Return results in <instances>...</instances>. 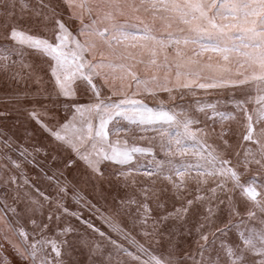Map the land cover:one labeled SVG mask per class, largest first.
<instances>
[{
	"label": "snow or ice",
	"instance_id": "1",
	"mask_svg": "<svg viewBox=\"0 0 264 264\" xmlns=\"http://www.w3.org/2000/svg\"><path fill=\"white\" fill-rule=\"evenodd\" d=\"M0 28V71L10 64L28 70L11 78L37 85L23 93L32 102L25 111L51 138L53 152L64 149L75 156L66 168L79 161L90 179L102 181L108 163L129 166L137 155L153 154L158 142L165 159L147 175L168 182L164 188L143 186L105 211L62 170L49 175L41 167L37 155L47 159L46 149L30 150L0 133V183L14 189L10 203L6 193L0 196V240L24 264H71L79 248H86L90 259L102 257L103 245L119 257L115 264H264V0H0ZM29 55L40 58L43 75ZM214 67L215 77L202 76ZM249 84L255 95L237 102L243 119L235 132L213 135L198 126L194 111L158 99L162 92L175 101L183 90L194 94V89ZM149 98L156 103L150 106ZM136 130L155 135L147 146H137L127 138ZM21 161L43 173L51 194L30 182ZM8 165L19 176L10 171L4 176ZM130 175V167L117 169L126 192L135 188ZM69 199L75 210L67 206ZM85 211L108 231L85 218ZM122 213L143 243L122 227L117 219ZM73 220L94 235L85 239ZM192 236L195 250L180 256V238ZM112 255L100 264H113Z\"/></svg>",
	"mask_w": 264,
	"mask_h": 264
},
{
	"label": "rangeland",
	"instance_id": "2",
	"mask_svg": "<svg viewBox=\"0 0 264 264\" xmlns=\"http://www.w3.org/2000/svg\"><path fill=\"white\" fill-rule=\"evenodd\" d=\"M64 12L67 14L66 8H64ZM3 35V29L0 28V43L4 42L2 39ZM14 59L16 58L14 57ZM28 60H30L34 66H38L36 68L38 74H44L43 68L45 66L42 64L39 57L29 55ZM217 62L218 61L215 57L210 61L214 66ZM234 65L235 62H233V76L235 73ZM27 71L28 70L26 69L22 70L18 64H10L7 72L0 71V133L3 134L4 138H7L8 136L13 137L19 145L30 150L34 146L46 149L49 152L48 158L45 159L41 153L37 155V160L41 163V167L47 170L49 175L58 169L62 170L67 180L71 181L83 196L87 197L88 200L93 203H96L105 211L109 208L116 209L119 206L121 198L125 197L126 194L131 195L138 193L139 188L143 186H154L156 188H164L168 186V182L164 180L162 176L147 175L149 172L156 171L157 161L165 159L164 154L160 152L158 142H156L153 154L137 155L136 158L130 162L129 166H119L108 163L104 167L105 179L102 181L90 179L83 164L79 161H77L73 167L66 168L65 164L67 161L69 159H75V156L70 151L64 149H58L53 152L51 138L36 125L35 121L29 119L28 114L25 111V109L31 107L32 102L25 99L23 93L29 89L34 91L37 85L33 83L31 79L17 82V80L11 78L12 74L15 72H22V74L26 76ZM215 75V67L213 69H204L202 71V76L205 78L215 77ZM45 79H47V77H45ZM48 87L50 88V85H48ZM183 93V97L181 98L180 93L178 92L175 101H168V94L163 92L159 94L158 99L167 101L169 105L177 104L186 110L194 111L195 115L201 122L198 126L206 127L214 135L222 130H231L232 132H235L239 129L243 117L237 106V102L243 99L246 95H255V88L253 85L249 84L225 86L222 88L194 89V94L193 91L183 90ZM155 103V100L149 98L150 106ZM200 108H203L204 111H199L198 109ZM60 115L61 118H63V112H61ZM121 135L123 136L124 134L122 133ZM153 135L155 134L152 131L145 132L136 130L134 133H128L127 138L129 139V143L135 142L137 146H147L149 143L148 138ZM133 136L137 138L144 136L145 139H136L133 141ZM52 155L57 157L55 161L51 159ZM176 159H179V157ZM186 159L194 162L193 157H186ZM4 163L7 164V161H4ZM127 167L131 168L129 181H135V188L130 186L126 192L117 181L116 174L117 169L125 170ZM21 168L29 178L30 182L35 183L42 190H46L50 194L52 193V187L47 178L38 168L33 167L31 164H25L22 161ZM9 171L19 176V172L12 168L11 165H8V170L4 172V176H7ZM191 175H197L195 169L192 170ZM153 182H155V184H153ZM212 186L214 185H212L211 178H209L208 187ZM192 187L195 188L194 183L192 184ZM13 191L14 189L9 190V188H6L3 183H0V196H4L6 193L9 203L11 202ZM71 191L72 189L70 187L69 195H71ZM208 195H210V193ZM166 199L168 200L169 210H171L174 198L169 193ZM67 206L71 210L77 208V205L71 199L68 200ZM176 206L179 207V204L177 203ZM132 211H135L134 205L132 206ZM257 215H259L258 210ZM84 216L85 218L91 219L96 227L103 231H108L107 226L100 219L96 218V216H90L86 211L84 212ZM189 216L191 219L192 214L190 213ZM117 219L121 222L122 227L130 231L137 240L143 243V237L138 235V228L132 227V220L130 217L122 213ZM222 219L227 221L228 217L226 213L223 214ZM73 223H76L80 227L85 239H89L94 235L91 230L80 225L78 221L73 220ZM253 223L257 227L260 226L257 221H253ZM220 226L222 227L223 225L221 224ZM7 234L10 240L19 242V238L16 235L10 232ZM113 238H115V235H113ZM194 239L195 236L180 238V242L177 246L180 256H183L186 251L191 252L195 250L196 245L193 242ZM209 239H211V237H209ZM123 243L129 250H134L133 246L129 245L127 242ZM102 247L105 249L104 256H97L93 259H90L89 252L86 248H79L71 257V264H93V260H95V264H100L101 260H106L109 253L113 254L112 260L113 264H115L116 260L119 259V257L115 255V251L110 245H103ZM158 251L164 252L165 249L162 247L158 249ZM0 264H24V261L15 253L7 242L0 240Z\"/></svg>",
	"mask_w": 264,
	"mask_h": 264
}]
</instances>
